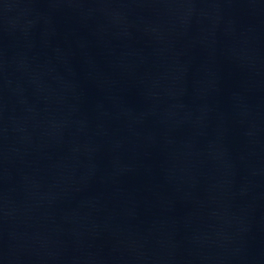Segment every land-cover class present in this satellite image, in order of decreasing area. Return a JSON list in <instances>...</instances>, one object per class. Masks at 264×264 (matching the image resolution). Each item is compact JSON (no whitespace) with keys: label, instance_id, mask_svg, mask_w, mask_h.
Here are the masks:
<instances>
[{"label":"water","instance_id":"water-1","mask_svg":"<svg viewBox=\"0 0 264 264\" xmlns=\"http://www.w3.org/2000/svg\"><path fill=\"white\" fill-rule=\"evenodd\" d=\"M0 264H264V0H0Z\"/></svg>","mask_w":264,"mask_h":264}]
</instances>
